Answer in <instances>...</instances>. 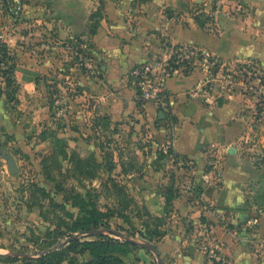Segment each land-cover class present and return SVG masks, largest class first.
Wrapping results in <instances>:
<instances>
[{
  "label": "rangeland",
  "instance_id": "obj_1",
  "mask_svg": "<svg viewBox=\"0 0 264 264\" xmlns=\"http://www.w3.org/2000/svg\"><path fill=\"white\" fill-rule=\"evenodd\" d=\"M37 2L23 0L20 16L24 12L26 16L35 12ZM247 4V0H173L163 9L171 12L180 22L195 18L196 22L193 21L204 32H224L223 37L234 32V40H240L236 35L241 32L244 38L248 35L252 42L259 43L257 47L251 42V45L242 48L244 54L248 52L254 55L253 58L246 57L248 60L241 58V55H233L232 50L224 51V55H233V58H221L194 44L173 46L172 51L174 53L176 50L177 54L174 62L178 68L176 71L178 74H193L195 79L187 96H192L201 110L212 112V124L217 125L218 136L225 135V124L232 125L233 129V139L229 144L221 142L205 150L201 175V164L198 162L194 168L192 161H183L171 154H165L161 161L157 159V149L150 142L152 133L146 127L149 122L145 118H140L136 125L126 123V126H119L114 132L105 129L98 134L90 133L86 135L88 141L83 146L76 145L74 141V147H78V150L72 149L71 143L67 144L66 136L60 135L59 131L56 134V128L62 127L60 122L58 126L50 124L53 123L50 118H55L50 114V110L55 108L50 96L43 101L46 117L40 131L46 139L39 147L40 131L35 133L37 128L32 114L38 108L29 102L24 111L17 109L19 101L15 95L14 101H9L2 95L4 85L0 84L3 101L0 113H9L10 130H15L11 135L4 132L0 148L5 147L14 157L18 169L16 173L8 174L5 162L0 158V254L17 258L11 262L0 261V264H24L23 259L35 258L45 252L44 242L61 244L64 241L63 238L53 240L54 236L48 235L53 228V214L63 216L62 211L48 207V200L63 204L65 210L73 214L76 208L62 202L61 195L54 189V182L44 177L39 164L42 157L50 155L55 137L64 140L68 150H76L80 156L90 157L89 160L102 162V153L111 154L110 158L115 164L111 175L123 185L127 197L132 199L123 210L122 217L115 215L104 219L110 231L100 226L96 228L99 232L85 234L84 239L101 235L123 240L122 236H126L153 244L164 264H212L213 261L216 264H264V14L252 13ZM256 7L253 5V8ZM27 21V29L36 28L37 24L30 22L31 19ZM178 46L184 51H178ZM188 47L191 49L186 50ZM66 50L74 66L79 71H87L82 62L74 58L73 51ZM168 56L170 53L165 60ZM84 57L89 58L87 53ZM162 58L152 56L149 60L157 67L161 65ZM214 70L217 72L214 73ZM50 86L48 83L49 92ZM256 104L259 111L255 108ZM26 111L30 114L27 119ZM60 119L63 121L62 117ZM153 124L157 127L159 122L152 121L150 125ZM171 129L172 124H169L168 141ZM159 146L158 150L163 152L170 148L169 145ZM226 147L233 150L227 152ZM120 161L134 162L136 172L116 175ZM66 164L63 161L62 168ZM53 166L51 163L47 165L51 175L55 174ZM99 174L105 177L103 168ZM67 179L77 191L82 190L72 176L68 175ZM84 184L86 187L100 188L97 207L101 212L113 208L112 204L119 201V198L114 199L105 188H101L97 179L84 181ZM31 185H35L37 190L33 192ZM169 186L176 196L170 206L163 209L161 194ZM38 188L44 190V197ZM39 210L45 211V219L39 216ZM144 212L164 218L160 226L163 235L159 238L148 241L141 237ZM57 243L51 244V247L57 246ZM87 258L86 254L79 255L75 264ZM122 259L126 264H156L154 254L140 247L122 256Z\"/></svg>",
  "mask_w": 264,
  "mask_h": 264
},
{
  "label": "crops",
  "instance_id": "obj_2",
  "mask_svg": "<svg viewBox=\"0 0 264 264\" xmlns=\"http://www.w3.org/2000/svg\"><path fill=\"white\" fill-rule=\"evenodd\" d=\"M38 1L36 4L39 5L34 3L36 11L28 16L24 12L17 19H10L0 12V42L5 43L15 62L12 76L17 85V109L24 111L29 102L38 108L32 113L37 128L35 133L43 127L46 117L43 101L50 96L55 105L54 110H50V114L55 116L50 118L53 121L50 124L58 126L60 122L62 127H55L56 134L59 131L60 135L66 136L72 149L75 148L74 141L76 145L83 146L88 141L86 135L90 133L98 134L105 129L114 132L119 126H126V123L136 125L140 118H145L149 122L146 127L152 133L150 142L156 146L155 150L160 149L159 145H169L174 153L191 160L194 168L200 163L201 175L205 150L217 143L231 142L232 125L225 124V135L218 136L217 125L212 124V112L201 110L193 97L187 96L195 84L193 74L177 72L163 79L175 123L166 119L154 127V124L150 125L155 119L154 108L151 104L143 108L138 106L134 90L127 80L128 72L138 63H151L149 59L152 56H162L161 60H164L170 46L176 44H194L221 58L241 55L248 60L246 57H254L251 53H243L242 48L252 42L248 35L244 38L241 32L235 31L240 40H234V32L229 35L226 31L229 36L223 37L224 32L202 31L191 18L180 22L171 12L163 11L173 0ZM247 2L252 13L264 14V0ZM253 5L257 7L253 8ZM96 10L99 17L90 20V14ZM27 19L37 24L35 29L26 28ZM91 27L92 33L89 32ZM75 38L86 46V53L94 65L92 74L88 70L79 71L62 45L65 40ZM252 43L254 47L259 45L257 41ZM230 50L234 51L233 55H224V51ZM48 83L51 84L50 92ZM2 102L0 97V105ZM25 113L27 119L29 111ZM102 118L108 126L103 127ZM169 124H172V129L168 141ZM0 127V139L4 138V132L14 133V129L10 130L9 113H0ZM39 133L37 142L42 147L46 138L42 139L41 134L44 133Z\"/></svg>",
  "mask_w": 264,
  "mask_h": 264
},
{
  "label": "trees",
  "instance_id": "obj_3",
  "mask_svg": "<svg viewBox=\"0 0 264 264\" xmlns=\"http://www.w3.org/2000/svg\"><path fill=\"white\" fill-rule=\"evenodd\" d=\"M98 10L90 14V20L99 17ZM196 22V19H193ZM200 26V25H199ZM93 29L90 28L89 32L92 33ZM73 40V41H72ZM66 42L73 43V45H78L79 39H68ZM175 46V45H172ZM175 57L170 56L167 60V65L170 69L176 68L174 64ZM15 69V62L13 57L9 54L5 43L0 42V81L4 85V90L2 95L9 101H14V95L17 89V85L14 82L12 72ZM217 70H214L216 73ZM186 75V73H182ZM249 79H251L249 77ZM259 81L261 77H258ZM256 110L259 111V106H255ZM169 120L175 123V118L171 115H166L162 119H157L155 117L154 123L160 121ZM103 127L108 126L105 122V118H102ZM40 136V134H39ZM41 138L45 139L44 134H41ZM206 151L204 152V154ZM165 154H171L173 157H180L183 161H191L183 155H178L174 153L170 148L167 147L165 152L162 150H157V159L161 161ZM111 154L108 152L102 153L101 158L104 160L96 161L89 160L90 157H82L75 150H68L66 143L61 138H54L53 148L49 156H44L39 161L41 165L42 174L48 180L54 182V189L61 195V200L64 204H68L72 208H76V213L66 211L63 204H56L52 200H48V207L53 209L56 208L58 212L62 211L63 216L58 214H53L51 217L53 228L49 230L48 235L54 236L55 238H63L64 241L61 244L53 241L51 243L44 242L45 252L38 255L35 258L23 259L24 264H75L76 257L79 255L86 254L87 259L82 260L79 264H126L122 259V256L130 253L133 249L137 248L133 243L125 240L110 239L106 236L97 235L93 239H84L85 235L75 236V234L85 233L92 229H96L103 226V229L108 230L106 226V220L112 216L122 217L123 210L132 202V199L127 197L126 191L123 185L115 179L114 175H111L115 164L110 158ZM65 161L66 167L62 168V162ZM48 163H51L55 170V174L51 175L47 168ZM119 172L116 175L127 174L136 172V165L134 162L120 161L118 163ZM62 168V169H61ZM103 168L105 172V177L100 176L99 171ZM204 169H207L205 167ZM68 175L76 181V183L81 187V191H77L75 187L68 183ZM99 180V185L101 188H105L106 192L109 193L114 199H118L116 203L112 204L113 208L106 209L105 212H101L97 207L98 198L100 195V188L86 187L84 181ZM33 192L37 190L35 185H31ZM42 196L44 197V190L39 189ZM200 191V190H199ZM164 199V207L166 209L170 206L171 200L176 196L174 190L171 186L164 189V193L161 194ZM35 201V200H34ZM40 204L37 203V206ZM41 209V208H40ZM144 220H142L143 238L151 241L154 238H159L163 235V231L160 230V226L163 224L164 218L161 216L150 215L148 212H144ZM39 216L43 219L46 218L45 211L39 210ZM66 217V218H65ZM150 225V226H149ZM229 228L230 225H228ZM141 235V234H139ZM57 243L54 249H52L51 244ZM17 258L15 256L0 255V261H15ZM212 264H216L213 261Z\"/></svg>",
  "mask_w": 264,
  "mask_h": 264
},
{
  "label": "built area",
  "instance_id": "obj_4",
  "mask_svg": "<svg viewBox=\"0 0 264 264\" xmlns=\"http://www.w3.org/2000/svg\"><path fill=\"white\" fill-rule=\"evenodd\" d=\"M23 5V0H0V12L10 19H17L23 11ZM64 47L68 50H72L74 58L79 62H82V65L90 74L93 73L94 65L92 60L84 57V54L86 53V46L84 44L79 43L75 46L73 43L65 42ZM172 49L173 46H170L168 53H170V56H174L176 61V50H174L173 53ZM185 49L190 50L191 48L188 47ZM177 50L184 51L179 48V46ZM200 53H202V51ZM170 56H168V59ZM167 60H162L160 62L161 65L157 67L152 63L141 62L132 66L128 72L127 80L131 88L134 90L138 106L143 108L146 104H151L154 108V117H156L155 114L159 111L163 113L164 117L166 115H171L172 103L163 85V79L171 74L177 73L176 70L178 68L170 69L167 65Z\"/></svg>",
  "mask_w": 264,
  "mask_h": 264
},
{
  "label": "water",
  "instance_id": "obj_5",
  "mask_svg": "<svg viewBox=\"0 0 264 264\" xmlns=\"http://www.w3.org/2000/svg\"><path fill=\"white\" fill-rule=\"evenodd\" d=\"M163 117L164 116H163L162 112H160V111L157 112V116H156L157 119H162ZM232 150H233L232 148H227V152H231ZM0 158H2L4 160L5 165H6V171L8 174L11 175V174H14L18 171L17 166L15 164L14 157L7 150L2 149V148L0 149ZM107 231H110V230H107ZM97 232H99V230L92 229V230L87 231L85 233L75 234V236H81V235H85V234H95ZM115 233H117V232H115ZM122 237H123V240H125V241L133 243L140 248L151 251L154 254L156 264H164L162 259L159 257L157 250L153 244H145L142 242H138V241L132 240L126 236H122ZM54 248H55V246L52 247V249H54ZM0 255H2V254H0Z\"/></svg>",
  "mask_w": 264,
  "mask_h": 264
}]
</instances>
